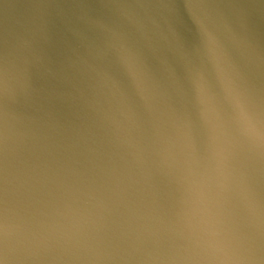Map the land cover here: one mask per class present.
Instances as JSON below:
<instances>
[{
  "label": "water",
  "instance_id": "1",
  "mask_svg": "<svg viewBox=\"0 0 264 264\" xmlns=\"http://www.w3.org/2000/svg\"><path fill=\"white\" fill-rule=\"evenodd\" d=\"M0 264H264V0H0Z\"/></svg>",
  "mask_w": 264,
  "mask_h": 264
}]
</instances>
